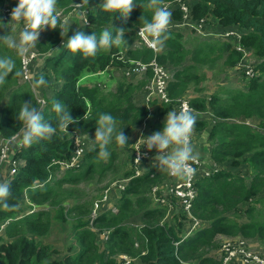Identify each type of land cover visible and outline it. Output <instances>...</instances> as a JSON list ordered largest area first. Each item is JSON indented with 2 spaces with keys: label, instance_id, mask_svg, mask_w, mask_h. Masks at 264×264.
Segmentation results:
<instances>
[{
  "label": "trees",
  "instance_id": "1",
  "mask_svg": "<svg viewBox=\"0 0 264 264\" xmlns=\"http://www.w3.org/2000/svg\"><path fill=\"white\" fill-rule=\"evenodd\" d=\"M74 1L57 0V9L66 16L73 9ZM88 1L87 24L83 21L71 24L63 38L57 28L52 29L46 41L38 39L35 48L43 64L33 76L42 73L48 85L56 89L50 99L42 97L46 102L43 106L38 101L41 95L32 87L33 78L21 80V56L0 43V56L11 57L16 70L21 72L20 76L10 73L6 83L0 86L1 138H13L21 127L16 115L23 101L31 100L42 110L45 121L54 127L58 117L52 109L53 99L66 105L71 116L78 120L69 125L70 135L58 129L50 140H40L30 147L21 145L14 153L23 165L8 181L9 207L0 206V264H126L119 262L120 254L136 258L128 264H191L193 261L222 264L220 257L213 253L220 248L218 236L253 239L263 244L264 132L247 121L256 120L260 126L264 125V0L194 2L190 6L193 21L204 19L210 31L224 33L235 28L241 34L238 39L202 41L193 49H187L182 42L183 35L176 31V25L183 19L182 10L175 0H164V4L173 3L169 9L173 26L170 38L157 51L144 42L140 48L127 47L128 41H132L129 33L140 39L137 31L143 27V19L151 20L152 10L143 7L148 0H135L137 5L126 20L119 14L104 12L103 0ZM6 2L13 8L17 4V0H0V19ZM91 2L95 3L90 8ZM119 28L125 29L126 43L101 51L95 57L84 58L66 47L67 39L77 31L85 35L95 33L99 38L104 29L115 35V29ZM238 46L256 59L252 76L243 71L244 89H219L210 96L202 94V89H195L198 94L189 93L193 83L199 85L205 79L198 73L202 66H211L223 59L225 68L237 67L245 56V51ZM187 58L191 63L182 67ZM131 60H156L172 72L167 86L170 102L154 98L149 105L138 103L137 94L145 90L152 71L139 81L133 80L136 75L123 74L126 79H119L112 89L99 81L93 83L99 72L124 69ZM179 98H188L196 111L194 146L196 135L200 140L206 139L209 146L204 153L211 161L230 166L209 176L198 175L192 214L206 225L185 238L182 237L185 221L179 218V209H174L177 219L172 225L165 220L167 206L155 203L151 195L155 186L167 181L168 174L151 165L141 176L132 177L133 140L130 138L131 130L143 125L147 118L152 133L160 131L165 121L161 118L176 109ZM101 113L116 117L117 127H123L129 138L127 146L120 147L113 142L107 160H97L98 148L91 147L79 167L58 176L60 167L54 161L71 155L73 132L82 136L92 134L95 138ZM244 166L248 174L242 173ZM129 177L124 189L111 194L117 198L118 211L105 209L91 219L94 202L102 194L84 192L81 185ZM45 204L48 209L41 208ZM182 217L187 219L185 214ZM3 224L8 240H3L1 235ZM55 229L65 234V244L69 242L67 253L59 258L54 257L58 250L45 240ZM105 233H108L107 239L100 240L99 235Z\"/></svg>",
  "mask_w": 264,
  "mask_h": 264
},
{
  "label": "clouds",
  "instance_id": "2",
  "mask_svg": "<svg viewBox=\"0 0 264 264\" xmlns=\"http://www.w3.org/2000/svg\"><path fill=\"white\" fill-rule=\"evenodd\" d=\"M86 3L88 0H82V3H74V7L79 9ZM136 5L135 0H103L101 7L104 12L119 14L126 20ZM143 7L151 9L153 14L151 20L143 19V27L139 29L138 35L148 41L154 50L162 49L170 38L172 13L164 4V0H148ZM74 14L87 24L86 13ZM62 15V11L57 9V0H17L16 6L11 10L10 21L23 24L19 39H14L7 33L0 36V43L15 50L18 55L26 57L36 47L40 33L46 28H59L61 37L67 36L72 23L67 18L62 19ZM0 25L4 24L0 23ZM124 36L123 28L115 29V35L108 29H104L99 38L95 33L85 35L83 31H77L67 39L66 47L74 54L81 53L84 58L95 57L101 51L106 52L114 46L126 43ZM57 50L59 49L54 51ZM10 73L16 76L21 75V72L16 70L15 61L11 57L0 56V86L6 83ZM41 86L47 87V80L42 73L34 74L33 89H39ZM52 109L58 117L55 127L45 121L42 110L34 106L31 100L23 101L16 115L21 127L14 134L13 139L22 146L30 147L40 140H50L58 129L69 135V125L78 123V120L71 116L70 110L59 100H52ZM117 124L118 121L112 114H99L95 138L89 139L92 147L98 148L97 160H107L110 157L109 146L113 142L120 147L127 146L129 138L124 134L123 127L118 128ZM195 124L196 116L193 110L182 105L179 111L167 112L160 131L148 137L141 136L144 138L143 146H146L149 151L152 149L157 151L153 161L154 167L175 177L194 173L195 169L191 165L199 161V153L192 142ZM136 162L140 163L139 157ZM10 196V182L0 179V206L8 208L7 201Z\"/></svg>",
  "mask_w": 264,
  "mask_h": 264
},
{
  "label": "built area",
  "instance_id": "3",
  "mask_svg": "<svg viewBox=\"0 0 264 264\" xmlns=\"http://www.w3.org/2000/svg\"><path fill=\"white\" fill-rule=\"evenodd\" d=\"M175 3L178 4L179 8L183 12V19L185 22L178 24L179 26H187L189 25L188 20H192V17L190 15V9L187 7L184 0H175ZM168 9L173 8V3L169 2L165 4ZM13 7L6 2L3 6V19L8 20L11 19V10ZM63 13V12H62ZM62 19H64V13L62 15ZM194 23V22H193ZM196 29L200 31L202 27L204 28L205 20L201 19L200 21H196ZM23 25V24H22ZM171 25L170 27H172ZM142 28V27H140ZM139 28V29H140ZM138 29V31H139ZM137 31V33H138ZM239 32L235 30H228L224 33H222V36L238 39L240 38ZM140 36V35H139ZM140 40L144 42L149 47L150 44L148 41L143 39L140 36ZM152 48V47H151ZM239 49L245 51L243 60L248 55L249 51L244 50L241 46H238ZM157 51V50H155ZM41 54L38 52L36 48H33L32 51L29 53L28 56H21V62H22V81H31L32 73L31 70L37 71V67L34 68V61L37 58H40ZM247 60L249 58H246ZM247 64V65H246ZM245 65V68L243 71L247 76L253 75V67L252 62L249 64V62H241L238 66ZM237 66V67H238ZM107 71H101L98 74H107V78L113 74L111 71L110 73H107ZM148 71H152L151 78L148 79V83L145 86L146 90V102L149 105V102L151 100H154V98H158L160 101L170 102V98L167 93V86L172 79V73L170 70H168L165 66L159 64L156 60H152L150 62H143L140 60H131L129 64L124 69V74L128 77L134 76V75H146ZM93 81V80H92ZM99 81L100 80H94ZM106 82V81H103ZM104 86H106L104 84ZM40 104L43 106L45 105V100L40 97L38 99ZM187 106L189 109L193 110V114L196 112L190 105L188 98H179L177 100L176 109L177 111L180 110L181 106ZM149 118L145 120L143 123V130H145V126L147 124V121ZM250 120L247 121V123L251 124L252 126L256 127L258 130L264 132V125L260 126L256 123H251ZM78 136V137H77ZM148 137V135L141 134L139 135L134 141H133V155H132V169H133V176H141L145 171L144 167L145 165L153 158L154 152L151 150L149 151L146 146H143V137ZM77 137V139H76ZM72 153L69 157L64 159H57L54 161L55 164L59 165V172H57L58 176H61L65 170L68 169H76L80 166L82 162V158L86 152L84 147V140L80 133L73 132L72 136ZM141 138V139H140ZM140 139V140H139ZM195 139V132L192 136V141ZM10 140V139H9ZM139 140V141H138ZM138 141V142H137ZM7 143V141H5ZM5 150V149H4ZM7 156V153L5 154ZM5 156V157H6ZM139 157L140 163H137L136 160ZM191 167L195 169L194 173L185 175L184 177H175L168 174V187L169 191L167 194H164L162 185H157L152 190V198L155 203L165 205L167 206V211L179 209V218L183 221L187 220L192 223V229H197L201 226L202 221L197 219L192 214V203L196 196V180L198 175H205L209 176L213 174L214 172L218 171V169H210L203 166V163L200 161L192 163ZM18 169V166L16 164H12L10 168V175L13 176ZM49 178H52L50 176ZM131 177L125 178L124 183L120 184L118 187L108 188L102 195L97 198L94 202V208L92 210L91 219H94L98 216V214L105 209L112 210L113 212L118 211V207L116 204H111V194L113 189L122 190L126 186L127 182L130 180ZM185 214L187 219H183L182 215ZM6 224V223H5ZM5 224L2 225V229L4 228ZM106 237H105V236ZM108 233L103 234L102 236L107 239ZM221 256L220 259L222 261V264H264V252H256L251 250L248 247V244L246 241L241 238L237 237V240L233 241H225L220 246ZM122 257L119 259V262L122 263L124 261L126 264L131 263L133 261H136V258H132L127 255V257H124V255H121Z\"/></svg>",
  "mask_w": 264,
  "mask_h": 264
},
{
  "label": "rangeland",
  "instance_id": "4",
  "mask_svg": "<svg viewBox=\"0 0 264 264\" xmlns=\"http://www.w3.org/2000/svg\"><path fill=\"white\" fill-rule=\"evenodd\" d=\"M185 3L187 4L186 6L189 7L196 2L197 0H184ZM74 3L79 4L82 3V0H76L74 1ZM95 2H91L90 4V8L93 7ZM88 4V3H86ZM84 5V4H83ZM81 6L80 9L77 10H82L85 8L86 9V5ZM4 20V19H3ZM9 20V19H8ZM174 21V20H173ZM181 23L185 22L184 19L180 20ZM194 22V23H193ZM191 21L188 20L189 25L187 26H179L176 25V31H179L182 35H183V43L185 44V46L187 47V49H193L195 45H197L198 43H201L202 41H215V40H232L231 37H225L222 36L221 31L220 30H214V31H210L209 30V26L204 24V28L202 27V29L200 31H198L196 29V22L195 21ZM22 25V23H21ZM22 29V28H21ZM231 30H235L236 29H231ZM238 32V31H237ZM10 34L14 39H19V34H20V29L17 26H14L13 23L12 24H8V25H2L0 26V36H3L5 34ZM136 36V35H135ZM129 37H132V41H128L127 43V47H133V48H140L143 44V42L140 39H137V37H134V34L129 33ZM124 44H122L123 46ZM246 58H249L248 60ZM41 61H43V59H41ZM256 59L255 57H250V55L248 54L244 61L242 62H249V64L252 62L255 63ZM191 61L189 58L186 59L185 63L183 64L182 67L190 64ZM43 64V62H42ZM247 65V64H246ZM38 68V67H37ZM201 71H199V76H201V79H203L205 77V79L200 82L199 85H195L194 83L190 86L189 88V93L190 94H198L199 91H196L195 89H202V94H208L209 96L212 95L213 93L217 92L219 89H237V88H245V82L246 80L244 79V74H243V69L245 68V65L243 66H238V67H234V68H230L227 69L223 66V59H218L216 62H214L213 64H211V66L209 65H204L201 67ZM125 69V68H124ZM124 69L123 68H118V70L114 69L112 72L113 74L111 76H109V78H107V74L103 73V74H98L95 75V79L94 80H100L102 82L101 85L104 86V84L106 86L104 87H109V88H114L118 82L119 79H126L124 77ZM172 73V72H171ZM124 74V75H123ZM128 77V75H127ZM132 77V76H131ZM141 78H139L138 76L133 78L134 81H139ZM93 80V83H95L96 81ZM106 81V82H103ZM47 87L41 86L39 89H46ZM49 89H55L54 87H50L48 85ZM36 93L40 94L41 93L39 91H36ZM41 97L47 98L44 95H41ZM213 120L210 119L209 122H212ZM251 121V120H250ZM249 121V122H250ZM259 122V121H258ZM258 122H253L251 121V123H258ZM82 136V135H81ZM92 134H88V135H84L82 136L83 140H86L87 143V148H89L90 145H92L90 140H93V136ZM85 137V138H84ZM90 139V140H89ZM6 141V140H5ZM9 142H4L2 140V138L0 137V162L2 163L5 160V154L8 152L7 150L9 149ZM5 149V150H4ZM157 155V151L155 150L154 155ZM8 161V159H7ZM124 179V178H123ZM123 179H116L113 181H109L110 178H108L107 180H105L102 183H93L91 182L89 184V186L82 184L81 189L84 192L87 193H92V194H99V193H104L108 188L113 187L116 188L118 187L120 184L124 183ZM119 189V187H118ZM100 194V195H101ZM48 204L42 205L41 208L43 209H48ZM67 230L69 231L70 228L69 226L67 227ZM1 235L3 237V240H8L7 237H5L4 233H3V229L1 230ZM105 236V235H104ZM106 237V236H105ZM100 240L105 241V238L101 237V234L99 235ZM65 234H61L60 230L55 229L52 234L49 237H45V240L51 243V246L54 249H57L58 251H56V253H54V257L59 258L62 257L63 255H65L68 251V244H65ZM244 239V238H243ZM235 241L237 240L236 238H226V237H222V238H218V241L220 242V246L225 242V241ZM255 245V246H254ZM253 248L256 251H264V243H260V242H256L253 241ZM215 249L213 251V253H216ZM121 255H124V257H127L126 254H120L119 256H117L118 260L122 257Z\"/></svg>",
  "mask_w": 264,
  "mask_h": 264
},
{
  "label": "crops",
  "instance_id": "5",
  "mask_svg": "<svg viewBox=\"0 0 264 264\" xmlns=\"http://www.w3.org/2000/svg\"><path fill=\"white\" fill-rule=\"evenodd\" d=\"M88 3H89V1H88ZM84 5H88V4H84ZM85 11H86L85 8L83 9V11L82 10H77V8L74 7V3H73V9L71 11H69L68 13H65L66 16H64V18L69 19L72 24H75L76 22H79V21L82 22L83 20L78 15H75L74 13H77V12H84L85 13ZM0 23H2L4 25H8L9 23L10 24L13 23V25L14 26H17L20 29V31L22 30L21 28H23V25L16 24L15 22L10 21V19L9 20L0 19ZM0 26H2V25H0ZM51 31H52V29L46 28L44 31H42L40 33L39 40L40 41L41 40L42 41H46V39L50 35ZM237 31L239 33H241L240 30H237ZM42 56H43V54H42ZM41 59L42 58L35 59V61H34V68L35 67H40V65L43 62V61H41ZM110 72H111V70L110 71H107V73H110ZM31 73H32V77H33L34 70H31ZM137 76L139 78H143L144 77V75H137ZM137 76H135V77H137ZM55 90L56 89H49L48 86H47L46 89H37V91H39L41 93V95H44V96L47 97L46 99H50L54 95ZM146 93L147 92L144 90V91H141V92H139L137 94L136 99H137L138 103H140L142 105H148L147 102H146ZM165 117H166V115H164L161 119H165ZM208 119L210 120L211 118H208ZM148 121H147V123H148ZM251 121L258 122L256 120H251ZM258 123H256V124H258ZM141 134H145V135H148V136H150L151 134H153L152 131H151V128H150V126L148 124H146L145 130H143V125H139L137 127H134L131 130L130 138L134 141ZM69 135H70V133H69ZM196 138L197 139L195 140V142H197V144H195V147H196V149H197V151L199 153V159L203 163V166H205L206 168L218 169V170L219 169H222L224 167H226V168H229L230 167L229 164H224V163L218 164V163L212 162L211 159H210V157H209V155L204 153L205 148H207L209 146V144L206 142V139L201 138L202 140H200L197 135H196ZM2 140L5 142V140L3 138H2ZM6 141L9 142V146H8L9 149L7 150L8 152H7V156L5 157V160L2 163L0 162V179L9 181L13 177V176L10 175L11 165L12 164H16L19 167V166L23 165V161L20 160V159H16L15 158V154H14L17 150H19V147L21 145L18 142H16L13 138H11L10 140H6ZM84 147H85V150L87 151V150H89L92 147V145H90L89 148H87V143H86V140H85L84 141ZM155 156H156V154L145 165L144 171L149 166L153 165V161H154V157ZM7 159H8V161H7ZM234 170L237 171V169H234ZM242 173H244V174H248L249 173L247 167H245V166L242 167ZM162 189H163L164 194H167L168 193L169 187H168L167 181L162 184ZM116 190L117 189H113L112 192L113 191H116ZM116 201H117V198L115 199L113 196H111V204H116L115 203ZM175 215L176 214H175L174 210L167 211L165 220L168 221L170 224L174 225L176 223V219H177ZM184 224L185 225H184V229H183V232H182V237L183 238L188 237L189 235H191L192 233H194L197 230V229H192V223L190 221L185 220V223ZM205 225L206 224L204 222H202L201 227H203ZM101 237L103 238L102 235H101ZM222 237H224V236H218V238H222ZM244 240L246 241V243L248 244V247L251 250L256 251L253 248L255 246V245L253 246V241H256V240H253V239H245V238H244ZM256 242H258V241H256ZM256 252H264V251H256ZM216 254L219 257L221 256L220 248L216 250ZM191 264H198V262H194L193 261Z\"/></svg>",
  "mask_w": 264,
  "mask_h": 264
}]
</instances>
